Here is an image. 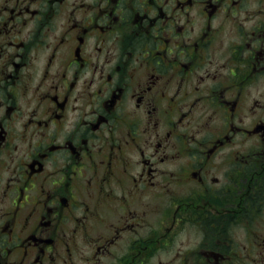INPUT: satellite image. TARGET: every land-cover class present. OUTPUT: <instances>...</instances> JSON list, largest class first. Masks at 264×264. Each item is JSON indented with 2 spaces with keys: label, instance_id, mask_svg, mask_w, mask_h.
<instances>
[{
  "label": "flooded vegetation",
  "instance_id": "obj_1",
  "mask_svg": "<svg viewBox=\"0 0 264 264\" xmlns=\"http://www.w3.org/2000/svg\"><path fill=\"white\" fill-rule=\"evenodd\" d=\"M0 264H264V0H0Z\"/></svg>",
  "mask_w": 264,
  "mask_h": 264
}]
</instances>
